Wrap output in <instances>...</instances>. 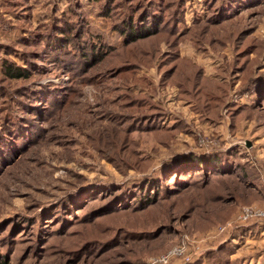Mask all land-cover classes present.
<instances>
[{"label":"rangeland","instance_id":"obj_1","mask_svg":"<svg viewBox=\"0 0 264 264\" xmlns=\"http://www.w3.org/2000/svg\"><path fill=\"white\" fill-rule=\"evenodd\" d=\"M135 1L115 0L113 15ZM162 4L183 37L172 32L125 45L116 18L103 11L107 0H0V118L14 100L35 104L33 93L61 97L45 100L40 113L23 111L40 135L0 168L3 261L164 264L173 253L166 264H264V0L232 10L231 0ZM80 18L113 50L96 66L74 70L38 40L55 20ZM177 59L227 85L218 117L212 111L222 92L199 77L174 80L186 65ZM8 62L30 70L29 77L8 80ZM182 86L192 91L185 95ZM188 154L234 165L227 175L161 178ZM146 177L162 180L151 206L136 199L133 208L114 209L118 189L97 195L114 184L136 188Z\"/></svg>","mask_w":264,"mask_h":264},{"label":"trees","instance_id":"obj_2","mask_svg":"<svg viewBox=\"0 0 264 264\" xmlns=\"http://www.w3.org/2000/svg\"><path fill=\"white\" fill-rule=\"evenodd\" d=\"M91 1H97V3L104 2V0ZM247 1L256 0H231L232 5L227 6V8L229 7L228 9L232 10L235 6L241 7V5L247 3ZM107 2L109 4L108 7L103 8L104 13L106 14L105 16L110 17V19L116 18L113 21V27L115 28V32H117L118 35L123 38L122 41L125 45L159 36H164L163 39L165 40L166 36H171L172 32L176 34L172 35L175 36V40L183 37L178 30V19L170 18L167 20L164 17L165 15L161 14L160 9L162 6L164 7L162 0H138L137 2L135 1L136 3L133 2V5H124L123 11L117 13V15H113L112 12V8L114 6L113 3L115 0H107ZM220 9L221 11L226 12L225 5H222ZM218 16L221 17L220 12H218ZM227 16L228 15L226 13L223 14V17ZM82 19L83 18H80L79 20L81 21ZM86 27L87 25L83 24L82 21L75 23L69 20L65 21L64 19H58L50 25L48 30L44 31L45 33L42 32L38 41L41 42V44L44 43V50L48 51V53L51 54L56 61H62L65 65H67V67H70L71 69L74 68V70L76 67H83L82 69H86L88 67L92 68L93 66H96L98 62L106 59V57L112 53L113 49L107 42L104 43L103 40H97L98 37L96 39L93 36V32ZM67 35L69 36L67 37ZM69 44H72L73 49H75L73 53H70L71 51L69 52L67 49ZM10 49L11 48H8V51H11ZM26 56L27 54L24 53V58H26ZM176 62L186 65L183 66V69L180 73H173L172 77H174V80L183 77L179 80V82L182 84L183 80H187V82L190 80L196 81V79L199 77L200 80L203 79L204 83H209V89H217V91L219 90L222 92L221 95L218 96V103L216 104L217 106L212 111L213 115L218 117V112L220 111L219 107L223 103H227V85H217L214 80L206 75V72L203 69H198L196 73V68L198 67L188 59H177ZM3 65V69L5 71L4 75L8 80L27 79L29 77L30 70H26L23 67L17 66L16 63L8 62L4 63ZM134 66L139 67L137 65H131V68L128 69L130 71L131 69H138L132 68ZM125 67L126 66L123 68ZM168 69L169 70H167V72L171 73V69ZM167 72L165 71L166 75ZM49 90H51V88H49ZM191 91L192 90H189L188 88L185 89V87L182 86V92L185 95ZM55 92L56 91H54V93ZM50 95V91L44 94L33 93L30 96L36 99L35 104L20 101L18 99L17 101L14 100L12 103L5 105L6 107L4 108L7 109L1 113L2 115L0 118V168L4 166V163L10 162L9 160L15 155L19 153L22 154L23 149H25L27 146H30L35 138L40 135V131L36 129L34 122L28 115H26L27 113H23V111L27 110V112L31 111L32 113L38 110L40 113L42 111L41 109H43L41 108V105L45 100L46 103L48 102V104H50V101H56L55 97L59 98V100L61 98L57 92V96L54 94L55 97ZM202 98L203 94L199 96V99H197V104H199V101ZM210 103H213V101L211 100ZM46 106L47 104L44 105L45 112L51 108H46ZM155 116L156 117L150 116L153 122L155 119L157 120V118H159V113H155ZM233 165V162L229 158L226 159V157L219 158V156L216 155H206L201 158L193 154H188L186 157L184 156V158L181 157L175 159L173 163L166 168V171L161 178L164 176L167 177L168 175H171L170 179L175 178L177 175L189 176V174L191 175L192 173L196 174L197 172H205L206 170L212 171L216 174L226 172L225 174L227 175L228 172H231ZM161 182L162 180L158 181L156 178L146 177L142 183H139L141 185L136 186V188L132 187L134 185L128 184L123 185L121 188L120 186H117L119 187L117 188L114 184L110 187H100L99 191L102 193L95 194L104 195V193H110L111 191L118 189L120 194L111 201V208L117 209L122 207L123 210L133 208V202L136 201V199L139 200L138 205L144 208L145 206H151L158 200V187ZM89 198H92V196L90 195ZM232 262L234 261H224L223 264H235ZM206 263L209 264L206 261L203 262V264ZM0 264H8V260L5 259L3 261V257L0 256Z\"/></svg>","mask_w":264,"mask_h":264},{"label":"built area","instance_id":"obj_3","mask_svg":"<svg viewBox=\"0 0 264 264\" xmlns=\"http://www.w3.org/2000/svg\"><path fill=\"white\" fill-rule=\"evenodd\" d=\"M172 255H173V253H171V254H169V255H167V256H164V257L162 258V262H163L164 264L168 263V262L170 261Z\"/></svg>","mask_w":264,"mask_h":264}]
</instances>
